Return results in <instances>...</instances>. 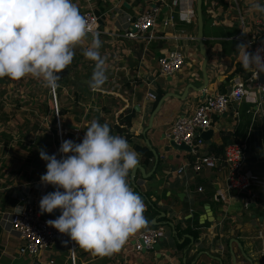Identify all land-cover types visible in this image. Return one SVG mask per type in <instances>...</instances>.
<instances>
[{
	"label": "crops",
	"instance_id": "0c3cea01",
	"mask_svg": "<svg viewBox=\"0 0 264 264\" xmlns=\"http://www.w3.org/2000/svg\"><path fill=\"white\" fill-rule=\"evenodd\" d=\"M172 1L73 0L81 14L92 9L99 17L100 53L108 76L102 90L91 91L96 95L90 105L88 101H83L87 106L81 113L82 117H76L71 112V140L74 143L82 142L91 121L109 125L115 123L117 115L127 117L134 111L127 140L131 148L136 151L135 145L146 146V140L153 147L158 146V139L165 136L178 116L192 114L205 96L226 93L235 75L248 73L238 62L237 45L243 43V38L238 36L237 21L247 23L250 37L259 33L264 14L255 12L252 5L257 2L264 4V0H203L208 16L207 23L203 25V43L208 55L205 91L197 93L188 89L184 100L165 99L153 117L151 130L143 135L155 110H151L154 101L147 98L149 93L162 91L164 95H182L187 85L195 88L203 85L202 57L194 39L196 19L189 24L182 22ZM154 5L161 8L157 25L138 40L123 38L124 31L130 28L142 11ZM168 15L174 16V24L164 27L160 20L164 21ZM178 24H195V28L185 26L181 28L185 29L183 31ZM86 40L88 42L84 41L75 49V56L80 54L81 58L78 61L73 59L60 74L59 83L67 78L72 83L88 87V81L81 77L88 73L92 75L94 62L83 55L91 37ZM173 50L182 53L185 65L175 76L163 77L158 73L157 59ZM31 79H0V102L9 101L11 89L16 83L29 84ZM246 105H249V110L243 114L241 110ZM89 109H93L90 115ZM71 110H74L73 107ZM87 114L89 121L85 120ZM74 118L81 119L80 125L73 121ZM210 129L213 135L209 141H203L200 154L211 153L209 148L212 145L224 151L231 144L244 143L247 157L245 170L262 178L263 184L252 190L253 195L258 197V192L264 190V101L260 107L246 101L230 105L224 114L212 118ZM190 157L193 158L183 152H159L156 166L153 155L149 164H144L140 157L139 167L145 174L152 172L151 176L143 179L140 169L136 168L128 177L130 187L136 188L157 209L145 211L148 224L155 221L152 225L164 228L165 238L154 249L145 253L135 252L133 245L137 233L129 238L119 253L111 257H94L76 245L74 264H264V206L255 198L245 208L243 202L246 195L227 192L222 175L215 171L202 170L194 174L187 169L177 174L176 171ZM38 182H41L40 179L35 184ZM55 190L48 185L46 194ZM30 195L33 196L26 191L25 185L16 186L12 180L1 181L0 220L2 215L17 208L10 207L8 199H18L23 203ZM208 212L209 221H203ZM166 223L177 226L180 231L198 233L196 241L189 233L181 236L173 234L172 228L162 226ZM18 248L17 237L0 221V264H48L52 260L54 264H71L70 254L61 244L45 251L38 261L18 257Z\"/></svg>",
	"mask_w": 264,
	"mask_h": 264
},
{
	"label": "clouds",
	"instance_id": "9594fccd",
	"mask_svg": "<svg viewBox=\"0 0 264 264\" xmlns=\"http://www.w3.org/2000/svg\"><path fill=\"white\" fill-rule=\"evenodd\" d=\"M252 9L264 14V4L254 3ZM89 37L83 55L94 62L88 87L97 92L108 80L102 41L73 0H0V79L30 77L54 93L75 49ZM248 47L237 45L238 62L258 77L264 73V48L250 52ZM59 152L61 159L39 150L47 169L41 184L56 189L40 199V214L59 209V217L46 224L94 257L119 253L148 227L144 200L128 183L140 155L97 120L90 122L81 143L64 140Z\"/></svg>",
	"mask_w": 264,
	"mask_h": 264
},
{
	"label": "built area",
	"instance_id": "2783aa9c",
	"mask_svg": "<svg viewBox=\"0 0 264 264\" xmlns=\"http://www.w3.org/2000/svg\"><path fill=\"white\" fill-rule=\"evenodd\" d=\"M172 6L176 7L179 19L182 22L189 24L196 19V0H173ZM160 12L161 8L157 5L142 11L130 25V28L124 31L123 38L132 41L146 35L157 25ZM82 15L88 20L91 27L99 32V17L92 9H87ZM160 22L164 27H170L174 24V16L168 15L164 21L160 20ZM239 23L238 36L243 38V44L249 46L248 50L255 52L258 48H264V21L260 23L261 31L251 37L247 30V23L243 20H240ZM184 65V56L178 50L170 51L157 59L158 73L163 77L175 76L182 70ZM51 93L56 108L55 92ZM147 98L154 101L156 96L149 93ZM243 101L255 104L257 107L262 105L264 101V73H260L258 77L249 72L235 75L226 93L205 96L192 114L178 116L165 136L167 140H171L177 145L183 143L189 147V154L193 156V161H188L183 167H180L176 171L177 174H182L187 169H190L194 174H198L202 170L215 171L222 175L227 192L246 195L243 202V206L246 208L251 199L258 198L253 195L252 190L263 184L259 175L245 170L246 145L242 142L231 144L225 147L221 154H200L199 152L204 144L199 135L211 128L212 118L224 114L230 105H237ZM56 115H58L57 108ZM57 133L59 152L62 138L67 136L68 132L58 126ZM62 155L59 152L58 159H61ZM47 186L41 184V182L33 185L31 190L34 191L35 196H30L11 213L2 215L0 221L17 237L19 242L18 257L38 261L45 251L59 243L67 248L71 264H74L75 243L67 235L59 233L46 224V221L54 219L44 218L40 214L39 202L46 195ZM198 191H201V189H198ZM164 238V228L145 229L136 235L133 245L134 251H149L158 241ZM48 264H54V260L49 261Z\"/></svg>",
	"mask_w": 264,
	"mask_h": 264
},
{
	"label": "rangeland",
	"instance_id": "374dc122",
	"mask_svg": "<svg viewBox=\"0 0 264 264\" xmlns=\"http://www.w3.org/2000/svg\"><path fill=\"white\" fill-rule=\"evenodd\" d=\"M237 30L240 31L238 21ZM70 91L71 89L69 92L67 91V87L63 88L60 102L56 101L57 110L61 107L67 108L70 105L71 101L68 102L71 98ZM92 100L86 99L84 101H88L87 103L90 105ZM51 102L54 103L51 91L43 87L41 81L35 79H31L29 84L25 82L16 83L11 89L9 101L0 102L2 105L0 114L6 115V119L0 118V183L1 181L12 180L16 186L25 185L26 191L33 194V197L35 193L31 190L32 186L39 181L42 173L45 174L47 170L46 162L42 163L39 169L33 166L38 156L36 152L38 145L33 149V144L36 143L37 138L46 134L50 135L53 126L56 131L58 126L67 130L68 135L63 137L62 141L71 140V132H73L71 131V112L64 115L62 120L59 115H56V108H50L48 113L38 112L39 108H44ZM87 103L82 102L80 107L73 108L72 112L76 117H82L81 113ZM73 121L80 125L81 119L74 118ZM33 126L44 127L46 134L38 127L33 128ZM34 129H38V131L34 132ZM42 162L44 161L42 160Z\"/></svg>",
	"mask_w": 264,
	"mask_h": 264
},
{
	"label": "trees",
	"instance_id": "16d2710c",
	"mask_svg": "<svg viewBox=\"0 0 264 264\" xmlns=\"http://www.w3.org/2000/svg\"><path fill=\"white\" fill-rule=\"evenodd\" d=\"M203 1V0H202ZM202 19H203V25L207 23V19H208V16L205 12V7L204 5L202 4ZM179 28H184L186 25L185 24H178ZM188 29H193L195 28V24H192L190 26H186ZM181 30H185V29H181ZM86 42H88L87 40H85ZM80 54L74 56V60L75 61H78L80 59ZM90 75L91 73H88L86 76H82L81 79H84V80H87L89 81L90 79ZM232 76V75H231ZM230 76V77H231ZM232 78V77H231ZM60 87L55 91V98H56V101L60 102L61 100V97H62V91H63V88H66L67 87V91L69 92V90L71 89V98L70 100H68V102L70 103V105L66 108V107H61V108H58V115L60 116V119L62 120V117L64 115H67L69 114L70 112H72V110H70L71 107L73 108H76V107H80V103L83 102L84 100L86 99H92L93 96L96 95V93H92L91 90L86 87V86H83V85H78V84H75V83H72L70 81H68V79H64L63 81H61L59 83ZM86 96V97H84ZM156 98L152 104V111L156 108L158 102L161 100V98L164 96V93L162 91H157V94H155ZM55 108L54 107V103L51 102L50 104H48V106H44V108H39L38 109V112H44V113H48L49 110ZM1 109H2V105L0 104V112H1ZM243 111L241 110V112L243 114H246V112L248 113V110H249V105H246L244 108H242ZM93 109H89L88 111V114H92ZM134 111H131V113L127 116V117H123L122 115H117L116 116V121L115 123L113 124H109V127H110V130H111V134H114V135H120V136H123L125 137L127 140L129 139V133H128V130L129 128L131 127L132 125V121L134 120ZM86 115L85 117V120L89 121V115ZM3 118V119H6V115L1 113L0 114V118ZM248 118V121L250 120L249 119V115L247 116ZM53 123L55 124V120L53 119ZM103 124V123H102ZM38 126H33V128H36ZM39 130L43 131L44 133L46 132V129L44 127H38ZM38 129H34V132H37ZM46 134V133H45ZM37 146V149H36V152L38 153V156L36 157V160L33 164V166H36L38 169L42 166V163L44 164V162H42L41 158H40V155H39V150L40 149H44L46 151V153H51V155L55 154L57 157L59 156V152H58V147H59V144H58V135H57V131L55 130V127L53 126L51 128V131H50V135H44L43 137H40V138H37L36 140V143L33 144V149L35 148V146ZM135 149H136V152L140 155L141 157V161L144 163V164H149V161L151 160L152 158V154L149 150L148 147L144 146V147H139L137 145L134 146ZM209 151L211 153H214V154H221L223 152V150H221L220 148H216L214 145H212L210 148H209ZM190 162L193 161V158L190 157L189 159ZM44 169V168H43ZM133 188V187H132ZM133 190L140 195V193L137 191L136 188H133ZM143 200H144V203L146 205V211H149V210H157L154 205H152L147 199H145L144 196L140 195ZM258 199H259V202L262 204V206H264V190H261L258 192ZM8 205L12 208L16 207V206H21L23 203L21 201H19L18 199H8ZM163 227H165L166 229L167 228H172V230L174 231L173 234H176L177 236H181L183 234H191V237L193 238L194 242L196 241V238H197V234L198 233H190L188 232L187 230L185 231H180L178 229L177 226H173V225H170L168 223L166 224H162ZM157 226L156 225H152V224H148V229H152V228H156Z\"/></svg>",
	"mask_w": 264,
	"mask_h": 264
},
{
	"label": "water",
	"instance_id": "95a60500",
	"mask_svg": "<svg viewBox=\"0 0 264 264\" xmlns=\"http://www.w3.org/2000/svg\"><path fill=\"white\" fill-rule=\"evenodd\" d=\"M202 4H203L202 0H196V8H195L196 35H195L194 39H195L196 43L198 44L199 54L202 57L201 73H202L203 85L199 88H195L192 85H187L185 87V90H184L182 95H176L173 93H166L161 98V100L158 102L155 110L153 111L151 117L149 118L148 126L145 129V131L143 132V135H145L148 131L151 130L153 117L157 113L162 102L165 99L172 98V99H176V100H184L186 98L188 89H191L192 91L197 92V93H203L205 91V88L208 84V78H207V74H206V65L208 62V55H207V52H206V49H205V46L203 43L204 38H203ZM164 11H163V13H164ZM160 19H162V18H160ZM212 135H213V131L211 129H209V130L202 132L199 135V137L204 142H207L212 137ZM145 144H146V146H148L151 149V153H152V155L154 157V161H155V166L157 165V162L159 159V152L165 153V154H172L173 152H183V153H188V154L190 153L189 147L185 146L183 143H180L179 145H177L175 142H173L171 140H167L165 138V136L158 139V146L153 147L148 140L145 141ZM137 168L140 169L143 179L150 177L152 174V172L145 174L144 171L142 170V168H140L139 166ZM60 214H61L60 210L57 209L52 214L45 213V214H41V216L44 218H48V219H56L57 217H59ZM208 216H210L209 212H208V214L205 215V218L203 221H209ZM152 224H155V221H153ZM160 241H158L155 245H158ZM230 242H236V241L231 240ZM56 244H59V243H56ZM154 246L152 247V249H154ZM142 252L145 253L146 251H142Z\"/></svg>",
	"mask_w": 264,
	"mask_h": 264
}]
</instances>
